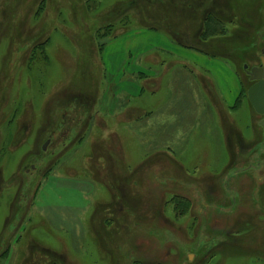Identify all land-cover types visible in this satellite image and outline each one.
Listing matches in <instances>:
<instances>
[{
  "label": "rangeland",
  "instance_id": "obj_1",
  "mask_svg": "<svg viewBox=\"0 0 264 264\" xmlns=\"http://www.w3.org/2000/svg\"><path fill=\"white\" fill-rule=\"evenodd\" d=\"M261 7L0 0V264H264V117L244 69L264 56ZM214 19L219 30L204 38ZM172 26L195 49L178 45ZM141 51L167 63H143L145 75L181 70L172 61L188 56L190 71L219 78L231 125L210 108L176 127L171 150L170 79L140 96ZM111 67L137 91L108 117L98 102ZM140 109L154 113L152 125Z\"/></svg>",
  "mask_w": 264,
  "mask_h": 264
},
{
  "label": "crops",
  "instance_id": "obj_2",
  "mask_svg": "<svg viewBox=\"0 0 264 264\" xmlns=\"http://www.w3.org/2000/svg\"><path fill=\"white\" fill-rule=\"evenodd\" d=\"M184 8L186 9V7ZM169 24L171 25L172 23H170L169 21ZM169 30L172 33V37L174 41L178 45H181L184 49H189V48L195 49L193 46L192 47L190 46L189 36L186 35V33L182 34V37H180L178 33L176 34L177 29H175L173 26L172 28H169ZM112 44H113L112 42L111 45L107 44V50L110 46L112 47ZM129 45H133V43ZM104 49H105V45H102L101 52L104 51ZM146 53H147L146 51L144 52L141 51L138 54V56L135 58V61L138 62V57L142 55H146ZM130 56H132V54H130ZM152 57L153 56L151 55L149 56L146 55L145 58L141 59V65L138 66V69L140 70V72L138 71L139 79L142 81V83H144L143 89L141 91H139L138 89V93L140 96H143L145 93V89L149 88L150 91H152L153 94L155 93V96H157L158 91L160 90L161 85L163 84L162 80L165 78L170 79L168 86L171 90V99L169 101V105L166 108H168V111H170L169 118L171 119L170 124L172 127L171 150L172 147L174 146V143L176 142V140L174 139V136L176 134V127L186 126V125L188 126L190 124H194V120L196 119L197 121L200 119L203 120L205 117V113H208L210 111L209 110L210 108L213 109V112L219 118L221 126H224V128L226 129L228 125L229 126L231 125L232 116H230L229 111L234 110L235 106H233V104L231 103L230 106L229 103L226 101L224 97L225 92H223L219 78L217 84H215L211 82L210 77L205 75L204 73L197 72L196 70L190 71L189 63L192 60V58L188 56L186 57L182 56L180 57V59H175L172 61L183 64L181 70H176V71L169 70V67H167L166 70L163 71L161 75L157 73H149L145 75V73L141 72V71H145L143 67L144 65L143 63L153 61L155 63L161 64L163 66V69H164V65L167 64L164 63V61H162V59H160L159 57H156V59L155 58L152 59ZM118 72L120 73L119 76L113 74L112 67L110 68L108 74V77L110 76L108 99H106L103 103L98 102L99 108L102 107L103 109L102 111H104L105 108L107 109L108 117H111V113H110L111 111H113L112 113H117V110L119 109L121 104L122 97H129V99L134 98L135 91H137L135 87H132V85L134 86L136 85L130 82V78L128 77L126 70L124 69ZM132 74L135 75L136 73H132ZM214 74L220 75L221 73L218 71L217 73ZM224 74H226V72ZM194 78L200 79V81L199 80L195 81ZM101 104L103 105L101 106ZM237 104L238 103H236V105ZM124 107L125 110L128 109V108L126 109L125 104ZM164 110L165 107L163 111ZM139 112H140V116L138 120L140 122L147 123V125H152L151 121L154 118V113L141 109L139 110ZM114 115L115 114H113V116ZM99 116H100V112H97V117ZM162 124H157L158 126L155 131L156 139L161 135L162 132H164V130L162 131V129H160ZM158 140L162 141L164 140V137L161 136L159 137ZM168 149L170 150V148Z\"/></svg>",
  "mask_w": 264,
  "mask_h": 264
},
{
  "label": "water",
  "instance_id": "obj_3",
  "mask_svg": "<svg viewBox=\"0 0 264 264\" xmlns=\"http://www.w3.org/2000/svg\"><path fill=\"white\" fill-rule=\"evenodd\" d=\"M260 61V66L253 67L247 72L250 81L254 82V85L248 90L247 96L255 112L260 116H264V56L261 57ZM245 69L248 70L249 66L245 65ZM261 122V125L264 126V120Z\"/></svg>",
  "mask_w": 264,
  "mask_h": 264
},
{
  "label": "trees",
  "instance_id": "obj_4",
  "mask_svg": "<svg viewBox=\"0 0 264 264\" xmlns=\"http://www.w3.org/2000/svg\"><path fill=\"white\" fill-rule=\"evenodd\" d=\"M218 3V2H217ZM260 6H262L261 8H263L264 7V0H260ZM219 18V17H218ZM221 22L220 21H217V20H212V22H211V27L209 28V26L207 27V24H205V27H204V29H203V34H202V36L204 37V38H207V39H209V38H212V36H214V35H211L210 34V31H211V28H212V26H215L214 28H216V30H219L218 28H217V24H219V26H221V24H220ZM216 24V25H215ZM258 30H257V32H256V34L255 35H257V33L262 29V26L260 27V28H257ZM223 36H227L226 34H227V29L226 28H222V33H221ZM228 38V37H227ZM253 48V47H252ZM247 91V90H246ZM232 131L233 132H236V133H238V134H240L241 135V133H239V131L237 130H234V129H232ZM242 140V139H241ZM260 255L261 256H263L261 253H260ZM264 257V256H263Z\"/></svg>",
  "mask_w": 264,
  "mask_h": 264
},
{
  "label": "flooded vegetation",
  "instance_id": "obj_5",
  "mask_svg": "<svg viewBox=\"0 0 264 264\" xmlns=\"http://www.w3.org/2000/svg\"><path fill=\"white\" fill-rule=\"evenodd\" d=\"M247 72H248V70L246 71V74H247ZM52 141H53V140H52L51 138L48 139V141H47V143H46L47 146H48ZM47 146H46V147H47ZM45 151H46V150H45ZM31 169H32L33 171H35L36 167H35V166H32ZM29 172H30V170L28 171V173H29Z\"/></svg>",
  "mask_w": 264,
  "mask_h": 264
}]
</instances>
